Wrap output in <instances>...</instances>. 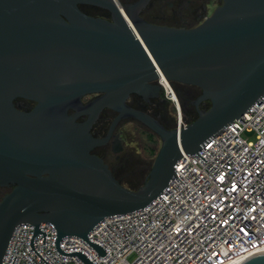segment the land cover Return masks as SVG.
Here are the masks:
<instances>
[{"label":"water","instance_id":"1","mask_svg":"<svg viewBox=\"0 0 264 264\" xmlns=\"http://www.w3.org/2000/svg\"><path fill=\"white\" fill-rule=\"evenodd\" d=\"M85 4L112 11L114 23L86 16ZM162 80L200 89L192 122L168 130L127 105L132 94L149 100ZM90 94L103 96L84 106ZM17 98L37 104L24 112ZM263 101L264 0H223L193 29L129 27L114 0H0V187H13L0 202V264L22 224H53L58 242L76 237L104 255L91 231L160 198L183 158L207 163L198 152ZM106 108L119 114L111 130L134 118L161 140L137 190L91 153L109 140L91 134ZM242 264H264V251Z\"/></svg>","mask_w":264,"mask_h":264},{"label":"built area","instance_id":"2","mask_svg":"<svg viewBox=\"0 0 264 264\" xmlns=\"http://www.w3.org/2000/svg\"><path fill=\"white\" fill-rule=\"evenodd\" d=\"M178 109L174 92L164 86ZM176 166L144 209L103 220L87 242H58L53 224L15 229L2 264H242L264 251V101ZM133 258V260H131Z\"/></svg>","mask_w":264,"mask_h":264},{"label":"flooded vegetation","instance_id":"3","mask_svg":"<svg viewBox=\"0 0 264 264\" xmlns=\"http://www.w3.org/2000/svg\"><path fill=\"white\" fill-rule=\"evenodd\" d=\"M222 1L223 0H114L118 12L125 18L129 27H133V23L136 25L145 23L150 26L176 29H193L200 26L213 14L215 9L222 4ZM79 9L88 17L114 23V13L108 9L88 4L80 5ZM152 84L158 85L159 83L152 82ZM159 85L161 89L149 100L132 94L127 101V105L132 109L153 117L166 129L172 130L177 127V123H173V117L168 108V98L165 95L163 85ZM177 85L198 91V95L194 99L189 101L188 99L190 96L186 94L188 102L185 100L183 101L184 110L189 114L186 123L192 122L197 117V109L192 105V102L201 94V91L194 86L180 83L171 84L173 88L177 87ZM102 96L103 94H90L82 98L81 101L84 106H88ZM14 103L19 110L24 112H30L37 104L34 101L24 98H17ZM206 105H203L201 108H205ZM68 113L73 115L76 111L71 109ZM118 115V112L107 108L101 112L99 118L91 128V134L96 139H105L109 137V140L106 144L95 147L91 153L101 158L109 167L113 176L124 187L128 188L120 176L124 166L130 160V155L128 154L130 149L123 128L126 125L125 123H130L138 129L151 130L134 118H126L119 121L115 128L111 130ZM87 120L88 116L85 115L79 117L77 122L84 123ZM12 190V186L0 187V202L7 194L11 193Z\"/></svg>","mask_w":264,"mask_h":264},{"label":"rangeland","instance_id":"4","mask_svg":"<svg viewBox=\"0 0 264 264\" xmlns=\"http://www.w3.org/2000/svg\"><path fill=\"white\" fill-rule=\"evenodd\" d=\"M172 89L178 97L183 122L186 123L189 114L184 110L183 101L185 100L188 102V100L190 101L194 99L198 95V91L179 85L174 88L172 87ZM186 94L190 96L188 100L186 99ZM168 101V108L171 111L173 123H178V109L172 101ZM125 124L123 130L130 149L128 151L130 160L124 166L120 176L129 189L137 190L143 186L146 177L152 168L153 162L161 147V140L149 130L138 129L130 123ZM131 260H133V258H131Z\"/></svg>","mask_w":264,"mask_h":264},{"label":"bare ground","instance_id":"5","mask_svg":"<svg viewBox=\"0 0 264 264\" xmlns=\"http://www.w3.org/2000/svg\"><path fill=\"white\" fill-rule=\"evenodd\" d=\"M162 83H163L164 86H166L167 88L170 87V88L172 89V87L170 86V84H169L167 81L162 80ZM172 90H173V89H172ZM173 92H174V90H173ZM174 95H175V98H176V100H177V105H179V100H178V97H177V95H176L175 92H174Z\"/></svg>","mask_w":264,"mask_h":264},{"label":"trees","instance_id":"6","mask_svg":"<svg viewBox=\"0 0 264 264\" xmlns=\"http://www.w3.org/2000/svg\"><path fill=\"white\" fill-rule=\"evenodd\" d=\"M206 107H209V104L207 103Z\"/></svg>","mask_w":264,"mask_h":264}]
</instances>
